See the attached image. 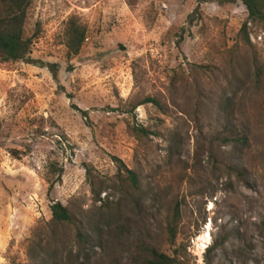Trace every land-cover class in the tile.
<instances>
[{"label": "rangeland", "instance_id": "rangeland-1", "mask_svg": "<svg viewBox=\"0 0 264 264\" xmlns=\"http://www.w3.org/2000/svg\"><path fill=\"white\" fill-rule=\"evenodd\" d=\"M29 3L34 63H0V264H264V22L239 1Z\"/></svg>", "mask_w": 264, "mask_h": 264}, {"label": "trees", "instance_id": "trees-1", "mask_svg": "<svg viewBox=\"0 0 264 264\" xmlns=\"http://www.w3.org/2000/svg\"><path fill=\"white\" fill-rule=\"evenodd\" d=\"M233 3L239 1L245 8L248 22L263 23L264 22V0H222V2ZM29 0H0V63L19 62L34 63L29 59L31 42L24 37V24L26 21L27 9ZM244 23L240 29V33L245 43H248L247 23ZM84 33L78 29H73L67 36V48L70 55H77L84 41ZM54 71V65H49ZM150 103L158 105V102L153 98H146L142 104ZM86 117L85 112H81ZM120 164V161H117ZM125 175V180L128 181L134 188L137 187L138 177L125 167L120 165ZM61 172V170L59 169ZM121 172V169H119ZM51 185L49 188H51ZM52 221L57 224L68 223L71 221V216L66 207L58 202H54L50 206ZM169 233L172 239L175 237L174 229L170 228ZM210 250H208L209 252ZM155 256L160 262H165L168 259L164 255Z\"/></svg>", "mask_w": 264, "mask_h": 264}, {"label": "bare ground", "instance_id": "bare-ground-1", "mask_svg": "<svg viewBox=\"0 0 264 264\" xmlns=\"http://www.w3.org/2000/svg\"><path fill=\"white\" fill-rule=\"evenodd\" d=\"M210 210L212 209V207L209 208ZM210 239V233H209V226L207 228H205V231L202 235H200L198 237L197 240H199L202 244L200 245V248L203 249L205 248V246H207V243ZM199 248V247H198ZM202 251V250H201Z\"/></svg>", "mask_w": 264, "mask_h": 264}]
</instances>
